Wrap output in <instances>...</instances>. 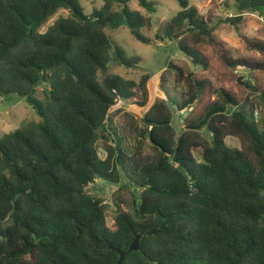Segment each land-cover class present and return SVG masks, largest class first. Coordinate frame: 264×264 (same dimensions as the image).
<instances>
[{
    "label": "trees",
    "instance_id": "obj_1",
    "mask_svg": "<svg viewBox=\"0 0 264 264\" xmlns=\"http://www.w3.org/2000/svg\"><path fill=\"white\" fill-rule=\"evenodd\" d=\"M130 1L103 0L86 14L79 0H0V96L24 98L40 118L0 139V264H118L120 252L121 264H264V85L235 73L264 71V61L234 57L189 0H175L179 11L155 37L205 73L170 62L183 90L152 105L128 150L109 114L140 96L144 106L151 76L109 72L112 59L133 68L140 58L127 56L106 29L125 26L150 42L140 33L148 18ZM232 1L236 23L242 12L264 15V0ZM137 2L155 12L153 2ZM60 9L69 14L40 32ZM243 41L264 57V40ZM40 85L43 100L35 96ZM170 103L188 111L179 131ZM228 136L246 148L229 146ZM99 178L136 189L130 208L116 194L111 223L104 201L87 191ZM137 235L139 249L128 251Z\"/></svg>",
    "mask_w": 264,
    "mask_h": 264
},
{
    "label": "rangeland",
    "instance_id": "obj_2",
    "mask_svg": "<svg viewBox=\"0 0 264 264\" xmlns=\"http://www.w3.org/2000/svg\"><path fill=\"white\" fill-rule=\"evenodd\" d=\"M84 12L90 14L94 8H100L103 0H79ZM154 3L155 12H148L139 6L137 0L129 2L131 9L139 10L148 18V23L140 29V33L149 38V43L138 41L128 30L127 27L121 26L117 29H106L109 37L121 46L126 55L129 57L140 58L138 67L128 68L117 64L112 59L109 65V72L117 74L125 79L139 81L142 75L149 74L151 77L146 83L147 101L144 106L138 105L137 102L141 99H131L120 101L110 112V124L117 130L118 136L122 139L123 144L128 150H132L136 143L135 128L140 126L141 119L152 107V105L160 99L167 100L166 93L171 96H179L183 90V83L178 85L175 83V71L166 66L173 63L181 68L186 73L192 72L197 75L205 73L199 67L193 65L177 48V45L170 42L168 39L158 40L155 37L157 30L163 22L171 19L178 11L179 6L175 0H149ZM190 4L195 6L200 15L209 21V24L214 26V35L221 40L227 48L230 49L234 57H247L259 61H264V57L259 53L247 51L245 49L243 37L248 39L264 40V24L259 20L256 12H242L239 23L230 20L237 16L235 3L232 0H189ZM69 14L68 10L60 9L39 29L40 32H45L47 28L59 17H66ZM166 67V68H165ZM168 69V70H167ZM166 70V71H165ZM213 73L219 74L221 68L217 64H213L211 69ZM165 71V82L162 83V74ZM235 73L244 76L246 79L252 80L257 77L262 85H264V71L261 70H246L243 68L236 69ZM164 85V89L162 88ZM224 87L233 90L237 95L241 94V90L235 84H224ZM247 91H244L243 96ZM35 96L39 99H44V87L38 86ZM242 96V97H243ZM256 100V98H255ZM173 116V124L179 131L183 124V119L188 113L187 110L178 111L177 105L170 103ZM257 113V117L255 116ZM261 116V111L258 108L254 112V117L258 120ZM40 118L35 110L28 105L24 98L17 95L8 97L0 96V139L2 136L12 130H15L27 122H38ZM205 134V133H204ZM207 135V134H206ZM108 142L114 144L112 135H108ZM226 142L229 146L245 149L246 144L241 138L236 136L226 137ZM100 156L104 157V143L98 142ZM147 153H151L149 148H146ZM126 182L124 176L121 178V186ZM119 186L112 185L104 179H97L87 187L88 193L98 198H101L106 204V216L108 223L112 222L115 214L114 198L121 195L130 208L131 195L136 189L129 185L118 190ZM117 194V195H116Z\"/></svg>",
    "mask_w": 264,
    "mask_h": 264
},
{
    "label": "water",
    "instance_id": "obj_3",
    "mask_svg": "<svg viewBox=\"0 0 264 264\" xmlns=\"http://www.w3.org/2000/svg\"><path fill=\"white\" fill-rule=\"evenodd\" d=\"M44 77H45V74L43 75V79H44ZM138 249H139V236L137 235L135 237V239L132 241V243L130 244L128 251H136ZM124 255H125L124 252H120V257H119V260H118V264L122 263Z\"/></svg>",
    "mask_w": 264,
    "mask_h": 264
},
{
    "label": "built area",
    "instance_id": "obj_4",
    "mask_svg": "<svg viewBox=\"0 0 264 264\" xmlns=\"http://www.w3.org/2000/svg\"><path fill=\"white\" fill-rule=\"evenodd\" d=\"M259 20L264 24V15L259 16Z\"/></svg>",
    "mask_w": 264,
    "mask_h": 264
}]
</instances>
